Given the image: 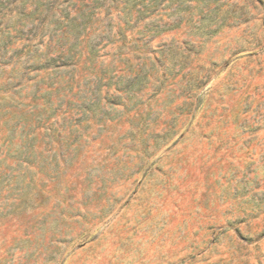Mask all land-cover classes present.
<instances>
[{
  "label": "rangeland",
  "instance_id": "obj_1",
  "mask_svg": "<svg viewBox=\"0 0 264 264\" xmlns=\"http://www.w3.org/2000/svg\"><path fill=\"white\" fill-rule=\"evenodd\" d=\"M131 26L73 76L0 65V264H264V0Z\"/></svg>",
  "mask_w": 264,
  "mask_h": 264
},
{
  "label": "trees",
  "instance_id": "obj_2",
  "mask_svg": "<svg viewBox=\"0 0 264 264\" xmlns=\"http://www.w3.org/2000/svg\"><path fill=\"white\" fill-rule=\"evenodd\" d=\"M133 2L0 0V65L23 55L24 72L52 68L73 76L107 47L120 44L112 56H128ZM16 42L23 46L10 52Z\"/></svg>",
  "mask_w": 264,
  "mask_h": 264
}]
</instances>
